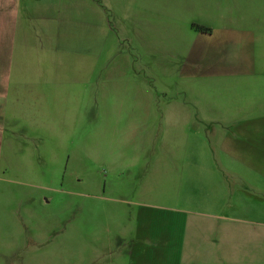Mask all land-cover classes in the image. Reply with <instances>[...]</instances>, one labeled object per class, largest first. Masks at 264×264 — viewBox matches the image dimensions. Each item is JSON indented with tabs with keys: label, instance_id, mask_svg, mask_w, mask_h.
Here are the masks:
<instances>
[{
	"label": "crops",
	"instance_id": "crops-1",
	"mask_svg": "<svg viewBox=\"0 0 264 264\" xmlns=\"http://www.w3.org/2000/svg\"><path fill=\"white\" fill-rule=\"evenodd\" d=\"M92 10L93 0H0V166L5 136L40 146L26 174L44 158L58 177L73 144L92 149L95 123L117 146L131 127L141 155L110 164L139 174L120 185L123 264H230L237 225L264 234V0H133L134 54L96 78L106 62L94 56Z\"/></svg>",
	"mask_w": 264,
	"mask_h": 264
},
{
	"label": "rangeland",
	"instance_id": "rangeland-1",
	"mask_svg": "<svg viewBox=\"0 0 264 264\" xmlns=\"http://www.w3.org/2000/svg\"><path fill=\"white\" fill-rule=\"evenodd\" d=\"M234 17L247 20L248 24L259 19L255 14ZM133 25V0H93L94 56L106 62L98 69L95 67V78L102 73L101 69L104 74H111L110 64L118 57L133 56ZM136 74L140 77L138 84L149 85L144 75L137 71ZM141 90L142 103H150L149 90ZM171 96L172 93L158 95L157 99L164 104ZM94 129L92 149L86 152L80 141L73 144L72 160H63L65 168L58 177L53 173L52 161L44 158L36 163L39 173L26 174L29 154L40 146L22 139L7 144L9 138L4 137L0 166V264H123L125 254L118 247V235L128 226L129 216L121 203L128 194L120 185L135 182L139 174L115 176L110 164L117 157L133 163L142 151L131 127L124 129L118 146L115 135H102L98 123ZM141 131L140 138L149 139L151 129ZM47 187L53 189L46 190ZM120 219H124L122 224ZM237 226V235L228 246L236 252L230 264H264V234L258 233L262 228ZM224 242L220 239L221 247Z\"/></svg>",
	"mask_w": 264,
	"mask_h": 264
}]
</instances>
